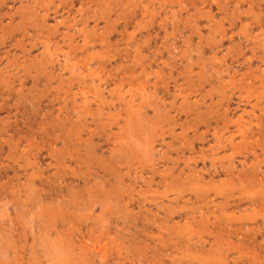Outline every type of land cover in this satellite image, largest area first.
<instances>
[{
    "label": "rangeland",
    "instance_id": "obj_1",
    "mask_svg": "<svg viewBox=\"0 0 264 264\" xmlns=\"http://www.w3.org/2000/svg\"><path fill=\"white\" fill-rule=\"evenodd\" d=\"M0 264H264V0H0Z\"/></svg>",
    "mask_w": 264,
    "mask_h": 264
}]
</instances>
